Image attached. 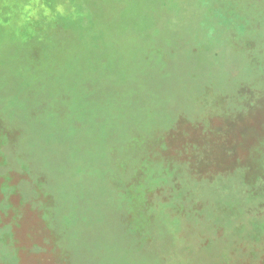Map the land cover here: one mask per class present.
I'll list each match as a JSON object with an SVG mask.
<instances>
[{"label": "rangeland", "instance_id": "374dc122", "mask_svg": "<svg viewBox=\"0 0 264 264\" xmlns=\"http://www.w3.org/2000/svg\"><path fill=\"white\" fill-rule=\"evenodd\" d=\"M124 1L0 0V177L29 201L17 207L9 254L16 264H101L95 244L119 232L126 205L116 212L99 190L135 178L146 152L155 240L126 263L264 264V0H129L143 4L138 15ZM31 49L38 62L27 61ZM79 66L89 74L69 85L78 128L83 120L47 95ZM21 79L33 93L17 92ZM36 185L53 197L50 243L37 229ZM6 193L1 203L17 202ZM86 210L98 224L79 221Z\"/></svg>", "mask_w": 264, "mask_h": 264}, {"label": "trees", "instance_id": "16d2710c", "mask_svg": "<svg viewBox=\"0 0 264 264\" xmlns=\"http://www.w3.org/2000/svg\"><path fill=\"white\" fill-rule=\"evenodd\" d=\"M88 1V5L90 4H95V2H90V1H96V0H85ZM137 1H124L126 5H124L125 13L127 15V12L130 7L129 5H134L135 8L134 10H137L136 15H138V9L142 7L143 4H138L136 3ZM164 1H162L163 4ZM201 2V1H199ZM197 2V3H199ZM148 4V3H147ZM96 5V4H95ZM98 5V4H97ZM128 6V7H127ZM214 9H217L214 7ZM139 17L143 19H147L146 15L140 14ZM206 25H208L206 23ZM232 26V24L230 25ZM137 28H134V30L137 32ZM139 33V32H138ZM44 37V35H43ZM31 40H27L24 43H29ZM25 55V54H24ZM27 57V61H31L32 58L35 59L37 62L39 60V55L38 51L36 49H31L26 53L25 55ZM31 65H34L35 62H30ZM82 71H87L84 69L83 66L79 67H74L69 69V73L64 75L66 80L68 81L66 84L62 83L61 80H56L54 79L52 86H51V91L48 93V97L51 98L53 101L63 103L65 102L68 108L70 109V114L73 116V120H83L82 123H77V127L84 125V119L82 118L83 115L82 109H74V98L72 99V94L73 92L70 91L69 85L71 84V78L73 76H78ZM15 75H22L25 71L24 67H17L15 70H13ZM89 71H87L88 73ZM89 74V73H88ZM74 79V77H73ZM27 80V79H26ZM9 83L6 82L4 83L3 86L8 85ZM35 83H30L28 80H20L18 83H15L14 88H19L17 92L21 94H31L33 93V88H34ZM28 87V89H23ZM66 87V90H65ZM68 88V89H67ZM70 91V92H69ZM50 95V96H49ZM71 98L67 101L65 98ZM65 98V100H64ZM60 100V101H59ZM71 102V103H69ZM54 103V102H52ZM55 103L54 105L56 106ZM62 105V104H58ZM54 108V107H53ZM73 108V109H72ZM42 117L46 121H51V123H54L56 117H53V113H45L42 114ZM60 119H64L60 117ZM72 121V120H71ZM89 125L92 126L90 123ZM96 126H100L96 124ZM69 128L66 130L68 136L71 134H74V128L69 131ZM130 138L127 140L123 141L122 143V148L121 152H127L129 153L132 149V145L130 141H128ZM6 140L4 137V134L1 133L0 136V148L5 146ZM1 152V151H0ZM148 153H142L140 154L136 159L137 161L133 164L131 170H133V176L135 178L131 179V181H125L121 179H114L110 180L111 183L106 182L109 184V186H106L105 188L100 189L99 191L102 192L103 190H108L109 192L114 195L113 200L111 203L113 204V207L116 212L124 208V205H126L124 213L121 216L122 223L120 224V229L119 232L116 233L115 235L109 237L108 239H99L100 242L98 244H95L96 247L98 246H103L105 248V253H104V258L101 262V264H130L126 263L127 259L131 256V254L135 253H140L144 252L146 250H149V248L152 246L154 240H155V235L152 227L149 225V219L152 215H154V210L147 204V196L149 195V192L153 193L155 184L157 183V179H152L151 178V166H150V161L147 160V157H144V155H147ZM3 158V155H0V161ZM4 164V161L2 163L0 162V166ZM124 165H129V163H123L121 162V170L125 169ZM23 169H25V166H21ZM1 179L3 178L4 181L3 183L0 182V188L3 189V191H7L10 194L6 193L4 195H7L8 197H14L17 198V202L14 204L11 203V198H9L6 202L1 203L0 202V207L3 208L0 209V216L5 215L9 219V223L5 224L6 221H3V227L0 228V264H16L17 260L14 256H12V252L9 254L10 248H12V244L8 241V237L13 235L11 231L15 230V226L12 222H17V218L19 215V210L18 206L24 205L26 206L29 204V201L26 199V195H18V185H20V182L13 184L11 180H7L6 178H9L7 176L0 177ZM24 183V182H23ZM104 183V185L106 184ZM97 186H102V185H97ZM33 195V200L36 198L38 202L41 204V208L39 211V221L40 225H38L37 229L42 232H46V237L48 238L49 243L54 241V232L55 229H53L51 226V221H48L47 218L49 217L50 220H53V222L56 221V217H54V212L51 213L50 210L53 207L52 206V199L53 197L51 196L52 194H49L47 192H44L42 189L35 186V191ZM85 191L80 190V195L84 198ZM7 196H2V197H7ZM18 196V197H17ZM72 199L71 205L73 204V198L72 196L69 197ZM82 206L84 205V201L81 202ZM83 209V208H82ZM121 209V210H122ZM46 218V221H45ZM93 217L89 215V211L86 210L84 213H80V218L79 221L84 223V222H90V225L93 224H98L99 220L92 221ZM4 231H8V233H4Z\"/></svg>", "mask_w": 264, "mask_h": 264}]
</instances>
